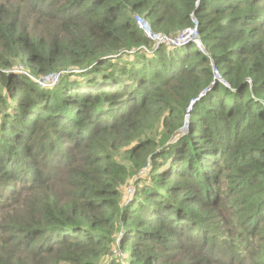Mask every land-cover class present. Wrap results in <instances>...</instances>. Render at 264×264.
<instances>
[{"label": "trees", "instance_id": "1", "mask_svg": "<svg viewBox=\"0 0 264 264\" xmlns=\"http://www.w3.org/2000/svg\"><path fill=\"white\" fill-rule=\"evenodd\" d=\"M262 239L264 0H0V264H264Z\"/></svg>", "mask_w": 264, "mask_h": 264}, {"label": "built area", "instance_id": "2", "mask_svg": "<svg viewBox=\"0 0 264 264\" xmlns=\"http://www.w3.org/2000/svg\"><path fill=\"white\" fill-rule=\"evenodd\" d=\"M134 22L137 28L142 32L143 36L149 42L152 43L153 50H157L159 47L178 49V48L184 47L189 44H193L196 47H198L200 50H202L199 35H198V23L195 19L192 20L193 25L190 28L179 32L173 37H168V36L152 31V29L150 28V25L146 22V20L138 15L134 16ZM139 49L149 53L145 47H140ZM152 53L153 51L151 52V54ZM216 77L218 76L216 75ZM38 84H41V83L38 82ZM129 194L132 195L133 190L130 191Z\"/></svg>", "mask_w": 264, "mask_h": 264}, {"label": "rangeland", "instance_id": "3", "mask_svg": "<svg viewBox=\"0 0 264 264\" xmlns=\"http://www.w3.org/2000/svg\"><path fill=\"white\" fill-rule=\"evenodd\" d=\"M147 22V21H146ZM148 23V22H147ZM19 67V66H18ZM58 79V75L55 74V76L52 74V75H49V76H46L44 78H42V80H39L38 82H40L41 84L39 86H49V85H53ZM183 132L186 131V129H182ZM180 134H178L179 136ZM157 136L159 138H162V132H161V129H157ZM124 164H125V161H124ZM141 174H144V171L143 173H141L140 171L135 173L134 175H131L128 179H127V183L126 185L121 189V192H122V198H123V201L124 202H128L131 198V196L133 195H130V191L134 190V184H135V181L137 178H140V177H143ZM259 245V248H261V250H257L258 252H264V239L261 240V243L258 244ZM256 251V250H254ZM257 257V255H256ZM258 259V258H257ZM257 264H261L260 261L258 260L257 261Z\"/></svg>", "mask_w": 264, "mask_h": 264}]
</instances>
